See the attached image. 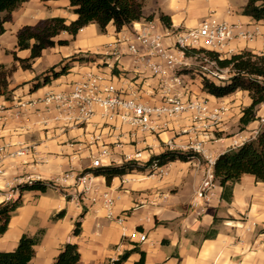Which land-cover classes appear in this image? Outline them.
<instances>
[{
    "label": "crops",
    "instance_id": "1",
    "mask_svg": "<svg viewBox=\"0 0 264 264\" xmlns=\"http://www.w3.org/2000/svg\"><path fill=\"white\" fill-rule=\"evenodd\" d=\"M139 1L142 13L139 20L119 30L109 22L103 32L95 23L83 26L74 36L60 32L55 38L67 39L66 44L44 48L30 69L18 67L9 77L10 93L0 95V145H7L6 151L0 152V202L6 200L15 185L28 179L50 180L65 171L78 173L93 168L89 152H96L97 146L102 144L109 149L105 159L120 164L125 154L137 149L144 152L145 161L170 147H184L192 139L188 116L171 121L168 128L157 133L130 137V126L120 125L116 117H104L100 110L89 121L76 123L38 102L48 91H68L85 72L99 70L109 74L118 86L140 82L146 91L143 99L156 103L157 78L134 62L125 41L147 22L161 31L174 32L197 27L210 16L256 32L252 39H231L221 58L243 50L264 54V24L242 13L247 0ZM161 15L169 20V25L160 19ZM52 16H62L69 21L76 15L68 0H26L14 9L3 23L5 30L0 34V63H13L11 51L19 57H27L29 49L16 47L17 30ZM172 39L170 35L164 40L171 43ZM114 46L117 55L110 50ZM79 57L82 59H77ZM61 62H68L67 73L51 78L36 90L29 89L34 82L42 80L49 67L60 68ZM224 70L225 75H231L229 67ZM186 75H179L183 86L176 90L225 107L220 123L208 132L210 137L221 134L209 140L205 156L214 160L226 149L255 136L264 121V101L256 106V119L239 129L241 110L251 102L248 92L236 90L215 97L202 90L201 77L190 79L189 85ZM193 80L197 81L195 88ZM18 149L24 153L7 155ZM164 168L166 174L162 178L149 176L143 169L116 176L110 184L102 175H94L91 182L96 186V193L89 191L78 198L73 197L72 179L44 192L25 191L21 195L22 205L13 212L6 231L0 235V250L14 249L23 233L33 235L44 229L41 240L34 246L31 258L34 264H53L65 242L77 244L79 264L108 263L133 248L135 251L122 264H137L139 251L144 252L142 264H264V183L256 181L252 173L244 172L231 182L229 201L221 199L222 188L217 181H214L210 196L195 200V191L208 165H200L195 159L174 160ZM123 177L127 181L122 182ZM102 191H111L116 197L114 211L126 215L121 224L105 216L99 199L90 202L89 196H98ZM62 209L63 216L53 218ZM77 220L81 231L74 235L72 231ZM139 233L145 235L144 240H139Z\"/></svg>",
    "mask_w": 264,
    "mask_h": 264
},
{
    "label": "built area",
    "instance_id": "2",
    "mask_svg": "<svg viewBox=\"0 0 264 264\" xmlns=\"http://www.w3.org/2000/svg\"><path fill=\"white\" fill-rule=\"evenodd\" d=\"M170 35L173 38L172 42L165 43V37ZM255 35V31L243 30L240 25L228 24L210 16L203 19L197 27L174 32L161 31L149 21L139 29H135L125 41L128 52L134 57V62L140 63L150 71L152 76L157 78L156 85L159 88V94L156 103L143 99L146 91L142 89L140 82H132L127 87L118 86L109 74L99 70L85 72L71 84L68 91H48L38 99V102L44 103L46 108L56 110L66 120L76 123L89 121L100 110L104 117L108 119L116 117L120 125L130 126L131 129L128 134L130 137H136L137 134L157 133L168 128L171 121L182 116H188L190 130L193 132L192 139H189L184 147H168V150L191 149L205 156V142L215 139L216 136L215 134V136L210 137L208 132L214 130L220 123L225 107L220 103L210 102L207 98L186 96L185 92L176 90L183 86L179 77V75H183V72H179V70L186 66L189 63L188 58L193 56L204 63L202 67L206 71L202 73L205 77L213 76L216 82L222 83L229 77L225 75V67H218L215 61L205 54V50L214 51L221 57L222 51L231 39L235 37L252 39ZM186 49H194L196 52L192 55H186ZM110 50L117 55L115 46ZM208 65H211V68H207ZM35 102L30 101L29 103ZM20 105H25V102L20 103ZM113 128L116 129L117 127L114 125ZM96 140L98 137L95 138ZM6 147L7 145H0V152L4 153ZM97 147L99 148L96 152H89L91 167L111 165L112 161L105 159L109 155V149L106 145L102 144ZM23 153V150L18 149L15 152L7 153V155L13 156ZM144 156V152L137 149L133 153L125 154L121 163L136 161L142 164L148 160L144 161ZM205 158L208 161V168H206L195 191V200L210 196L214 181H216L210 168V166L213 167L215 159L212 160L209 156H205ZM164 166L165 164L161 165L152 161L144 169L149 176L163 177L166 174ZM93 176L91 171L84 170L78 173L65 171L53 179L41 181L47 182L50 188H56L66 180L72 179L75 186L73 197L78 198L80 194L85 195L89 191L96 193V186L91 182ZM32 180L40 179H28L25 182L30 183ZM121 181L125 182L127 178L123 177ZM15 186L7 194L6 200L13 198L18 193ZM64 195L69 197L67 193ZM88 198L92 203L99 199L105 210V216L110 220L119 224L125 220L126 215L124 213L114 211L116 197L111 191H102L98 196L92 195ZM193 204H196V201ZM138 237L141 241L145 239L143 233H139ZM116 259L112 258L110 262Z\"/></svg>",
    "mask_w": 264,
    "mask_h": 264
},
{
    "label": "trees",
    "instance_id": "3",
    "mask_svg": "<svg viewBox=\"0 0 264 264\" xmlns=\"http://www.w3.org/2000/svg\"><path fill=\"white\" fill-rule=\"evenodd\" d=\"M26 0H0V34L5 30L3 23L10 18V13ZM72 12L76 15L74 19L67 20L62 16H52L39 19L34 24L21 26L16 32V47L18 49H29L27 57H19L15 51H11L13 63L7 65L0 63V95L8 96L10 93L9 77L18 68L30 69L33 60L41 55L44 48L55 44H66L67 39H56L60 32H67L74 36L77 31L89 23H95L98 29L103 32L109 22H112L116 30L123 25L130 24L142 17L141 2L139 0H68ZM242 13L254 20L264 24V0H247L242 7ZM150 18V17H147ZM160 19L169 25V20L164 15ZM194 49H186V55H192ZM205 54L214 60L220 68L229 67L231 75L222 83L212 81L208 77H202V90L215 97H223L236 90H246L251 98L248 106L241 110L239 117V129L256 119V106L264 101V54L253 53L243 50L233 53L228 57H219L214 51L205 50ZM74 56L71 60H74ZM77 59H82L81 57ZM60 68L49 67L41 81H36L30 86V90H36L41 85L50 82L68 72V62H61ZM114 71V70H113ZM220 136L221 133H215ZM193 151L183 152L178 150H165L158 154L151 155L145 163L127 161L120 164L99 166L85 171H91L94 175H102L107 184L111 180L133 170H143L150 162L156 161L159 164H166L170 161H188L194 158ZM213 177L221 186V199L227 201L231 198V182L238 180L244 172L252 173L255 180L264 183V121L257 130L255 136L241 144L230 147L220 153L214 160ZM17 195L14 198L0 202V235H2L9 224L13 212L22 205L21 195L25 191L39 190L46 191L49 186L47 182L32 180L30 183H18ZM68 198V197H67ZM64 210L58 211L53 218L63 216ZM216 219V217H215ZM80 221L74 223L73 234L78 235L81 231ZM44 229H39L35 234L23 233L12 250H0V264H34L31 258L34 255V246L39 243ZM135 248L122 252L116 260L104 264H122ZM140 252L137 264H142L144 252ZM80 253L77 244L65 242L54 257L53 264H79Z\"/></svg>",
    "mask_w": 264,
    "mask_h": 264
},
{
    "label": "rangeland",
    "instance_id": "4",
    "mask_svg": "<svg viewBox=\"0 0 264 264\" xmlns=\"http://www.w3.org/2000/svg\"><path fill=\"white\" fill-rule=\"evenodd\" d=\"M188 61H189V63L186 66H184L182 69L179 70V72H183V73L187 74L186 77H185L186 78V80H185L186 83L189 82V85H190L191 84L190 79H198V77H201V81H202V77L204 75H201V73L206 71L202 67L204 65V63H202L201 61H198V59H196L193 56H190L188 58ZM210 66L211 65H208L207 68H211ZM208 78L211 79L212 81H215L213 76L208 77ZM192 85L195 88V86H197V81L193 80L192 81ZM197 93H198V91H197ZM204 146H205V149L208 150V148H209V140H207L205 142ZM175 150L183 151V152L193 151L196 155L192 159L197 160L199 162V164L203 165V166H206V164L208 163V161L205 158V156H203V154H201V153H198L196 150H191V149L190 150L189 149L188 150L175 149Z\"/></svg>",
    "mask_w": 264,
    "mask_h": 264
}]
</instances>
